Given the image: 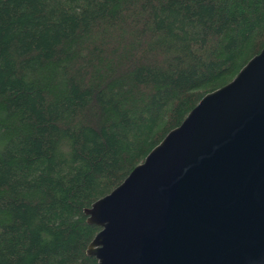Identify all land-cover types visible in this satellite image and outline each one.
I'll return each instance as SVG.
<instances>
[{"label":"trees","instance_id":"obj_1","mask_svg":"<svg viewBox=\"0 0 264 264\" xmlns=\"http://www.w3.org/2000/svg\"><path fill=\"white\" fill-rule=\"evenodd\" d=\"M264 46V0H0V264H90L109 192Z\"/></svg>","mask_w":264,"mask_h":264},{"label":"water","instance_id":"obj_2","mask_svg":"<svg viewBox=\"0 0 264 264\" xmlns=\"http://www.w3.org/2000/svg\"><path fill=\"white\" fill-rule=\"evenodd\" d=\"M83 212L90 264H264V46Z\"/></svg>","mask_w":264,"mask_h":264}]
</instances>
